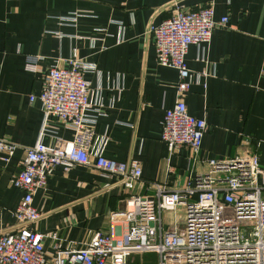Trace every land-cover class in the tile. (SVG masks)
Here are the masks:
<instances>
[{"label": "crops", "instance_id": "obj_1", "mask_svg": "<svg viewBox=\"0 0 264 264\" xmlns=\"http://www.w3.org/2000/svg\"><path fill=\"white\" fill-rule=\"evenodd\" d=\"M209 2L212 17L226 15L228 23L213 26L207 41L187 45L182 95L187 112L203 117L206 127L196 155L184 146L169 152L158 134L177 74L156 63L144 28L160 22L172 3L193 9ZM71 51L91 64L83 74L92 103L86 115L95 117L100 153L134 158L141 172L126 189L91 164L51 167L31 199L46 257L56 242L79 245L106 230L109 213L123 209L128 194L153 192L152 181L177 187L206 169V158L254 150L264 168V0H0V137L17 144L8 161L0 160V229L14 224L22 191L10 180L42 123L37 100L27 95L39 91L45 67ZM28 54L39 56L35 70L23 67ZM47 121L44 143L71 136L57 119Z\"/></svg>", "mask_w": 264, "mask_h": 264}, {"label": "built area", "instance_id": "obj_2", "mask_svg": "<svg viewBox=\"0 0 264 264\" xmlns=\"http://www.w3.org/2000/svg\"><path fill=\"white\" fill-rule=\"evenodd\" d=\"M212 10L210 2L193 9L172 3L160 22L148 21L144 28L156 63L175 68L177 74L174 102L163 108L158 134L169 152L184 146L196 155L206 127L203 117L187 112L182 98L189 73L184 54L189 43L207 41L213 26L228 23L226 15L214 19ZM75 15L67 16L73 19ZM70 54L45 67L39 91L27 95L28 101L37 100L42 123L36 140L23 148L10 180L22 194L12 211L14 224L0 229V264H128L134 253L150 251L157 253L155 264H264V168L258 165L254 150L206 158V169L177 187L152 181L153 192H132L123 209L109 213L106 230H94L79 245L61 247L56 242L50 257L43 254V237L34 227L39 212L31 199L51 167L91 164L103 175H115L126 189L141 172L134 158L111 159L100 153L95 117L86 115L92 103L83 74L91 64L73 51ZM38 59V55L28 54L23 67L35 70ZM50 117L68 126L71 136H53L52 142L44 143ZM16 145L0 137V160L8 161ZM177 207L184 226L181 230L164 227L162 211Z\"/></svg>", "mask_w": 264, "mask_h": 264}, {"label": "rangeland", "instance_id": "obj_3", "mask_svg": "<svg viewBox=\"0 0 264 264\" xmlns=\"http://www.w3.org/2000/svg\"><path fill=\"white\" fill-rule=\"evenodd\" d=\"M161 218L163 221V226L174 227L176 230H181L184 226L182 217V211L177 207V209L169 210L165 209L162 211ZM157 260V253L154 251L134 253L133 257L128 258V264H155Z\"/></svg>", "mask_w": 264, "mask_h": 264}]
</instances>
